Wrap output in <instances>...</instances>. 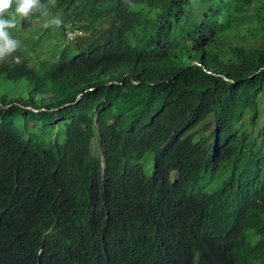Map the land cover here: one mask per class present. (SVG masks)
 <instances>
[{"label": "trees", "instance_id": "16d2710c", "mask_svg": "<svg viewBox=\"0 0 264 264\" xmlns=\"http://www.w3.org/2000/svg\"><path fill=\"white\" fill-rule=\"evenodd\" d=\"M49 11L81 35L0 61V264H264V0Z\"/></svg>", "mask_w": 264, "mask_h": 264}, {"label": "clouds", "instance_id": "9594fccd", "mask_svg": "<svg viewBox=\"0 0 264 264\" xmlns=\"http://www.w3.org/2000/svg\"><path fill=\"white\" fill-rule=\"evenodd\" d=\"M54 4L55 0H0V61L11 57L20 47L10 32L17 27V17L28 22L42 19L45 28L62 24L59 17L50 15V6Z\"/></svg>", "mask_w": 264, "mask_h": 264}, {"label": "rangeland", "instance_id": "374dc122", "mask_svg": "<svg viewBox=\"0 0 264 264\" xmlns=\"http://www.w3.org/2000/svg\"><path fill=\"white\" fill-rule=\"evenodd\" d=\"M20 22V18H19ZM44 20H40L35 25V28L32 30V32H21L18 25L16 28L11 29L10 32L13 35L15 39H17L20 42V47L31 57L34 58L35 62H39L40 60L44 59H52L54 58V55L56 51L62 50L67 45V40L64 41V39L59 38L58 40L56 36L52 35L51 32L55 31L57 32V28H45L43 26ZM68 29V28H67ZM190 29V26H179L177 30V36L183 37L185 36ZM66 32H71L69 29ZM67 33V36H68ZM141 49H146L147 43H141L139 45ZM34 63V62H33ZM146 171L148 175H151L153 173V155H149L145 161ZM175 175H173V179H175ZM207 181L213 182V187L219 186L222 182V178H215L213 180H210V176L207 177ZM208 189V187L204 186ZM214 190V189H209ZM254 189L251 188L250 194L253 198L255 196V193L253 191Z\"/></svg>", "mask_w": 264, "mask_h": 264}, {"label": "built area", "instance_id": "2783aa9c", "mask_svg": "<svg viewBox=\"0 0 264 264\" xmlns=\"http://www.w3.org/2000/svg\"><path fill=\"white\" fill-rule=\"evenodd\" d=\"M77 35H81V33L78 31H71L68 33V39L74 40V38H76Z\"/></svg>", "mask_w": 264, "mask_h": 264}]
</instances>
